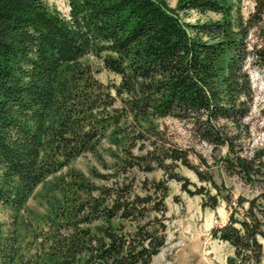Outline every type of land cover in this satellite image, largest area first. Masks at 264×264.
<instances>
[{
	"label": "trees",
	"instance_id": "obj_1",
	"mask_svg": "<svg viewBox=\"0 0 264 264\" xmlns=\"http://www.w3.org/2000/svg\"><path fill=\"white\" fill-rule=\"evenodd\" d=\"M240 2L68 0L62 13L47 0H0V206L11 212L9 227L0 223V264H151L167 240L169 182L191 183L181 166L215 191L197 190L204 207L230 208L212 229L232 248L226 264H264V192L234 199L154 126L188 122L201 141L227 148L229 174L248 184L264 175V160L245 156L240 142L255 99L247 66L264 69V0L247 16ZM188 11L218 18L184 22L179 12ZM87 55L118 82L96 78ZM109 134L127 144L114 172L99 174L112 182L60 179L47 230L23 245L19 214L30 196ZM156 168L165 177L128 176Z\"/></svg>",
	"mask_w": 264,
	"mask_h": 264
},
{
	"label": "rangeland",
	"instance_id": "obj_2",
	"mask_svg": "<svg viewBox=\"0 0 264 264\" xmlns=\"http://www.w3.org/2000/svg\"><path fill=\"white\" fill-rule=\"evenodd\" d=\"M177 1L167 0L172 8L176 7ZM47 3L62 13H67L69 10L68 0H47ZM240 6L242 14L247 16L254 8V0H241ZM179 16L184 22L190 23L218 18L213 13L199 14L195 11L179 12ZM82 62L89 64L96 78L103 83L118 82V76L105 69L102 58L87 55ZM247 68L255 99L251 114L245 120L249 124L250 131L241 135L240 142L243 144L241 152L250 157L255 154L259 156L258 160H264V116L262 113L264 109V69L253 64H248ZM154 124L155 130L160 132L163 139L187 150L191 164L201 172L209 171L217 183L224 184L227 192L232 194L234 199L239 195L251 198L264 192V175L256 177L254 184H248L239 175L229 174L223 165L227 157V148L215 147L201 141L191 131L188 122L167 117L156 120ZM124 147H127L125 136L109 134L97 152L86 153L76 158L67 167L39 185L19 214L18 229L21 243L29 244L33 241L35 232L47 230L48 221L54 215L52 203L62 198V193L57 187L60 179L69 180V173L76 172L85 175L99 185L111 183V179L105 180L99 174L114 172L116 160H121L124 156ZM132 151L139 153L137 147ZM176 171L191 183L185 190L181 182L177 180L169 182V195L166 199L167 240L151 264H226L232 248L226 242L214 238L212 229L228 220L230 208L227 202L220 200L215 208L204 207L203 195L197 190L205 187L212 193L215 191L207 182L200 180L194 169L181 166ZM132 175L136 176L138 182L145 177L157 180L165 177L163 170L158 168L147 174L134 169L128 176ZM123 177L124 175L120 176V179L122 180ZM10 218L9 209L0 206V223H3L4 228L11 224Z\"/></svg>",
	"mask_w": 264,
	"mask_h": 264
}]
</instances>
